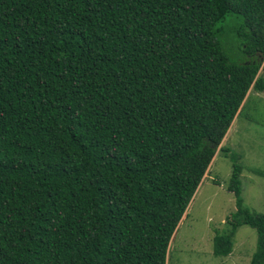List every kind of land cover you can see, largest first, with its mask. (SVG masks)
<instances>
[{"label":"trees","instance_id":"obj_1","mask_svg":"<svg viewBox=\"0 0 264 264\" xmlns=\"http://www.w3.org/2000/svg\"><path fill=\"white\" fill-rule=\"evenodd\" d=\"M253 89L264 0H0V264H169ZM230 157L236 211L213 252L246 224L264 264V213Z\"/></svg>","mask_w":264,"mask_h":264},{"label":"rangeland","instance_id":"obj_2","mask_svg":"<svg viewBox=\"0 0 264 264\" xmlns=\"http://www.w3.org/2000/svg\"><path fill=\"white\" fill-rule=\"evenodd\" d=\"M229 49L237 52V45ZM222 145L229 152L218 147L169 243V264H248L256 248V230L246 224L238 226L228 255L214 254L213 238L227 231L226 219L236 211L234 194L227 188L233 172L231 154L242 166L244 204L264 213V90L249 92Z\"/></svg>","mask_w":264,"mask_h":264},{"label":"clouds","instance_id":"obj_3","mask_svg":"<svg viewBox=\"0 0 264 264\" xmlns=\"http://www.w3.org/2000/svg\"><path fill=\"white\" fill-rule=\"evenodd\" d=\"M249 92H251V90H250ZM215 154H216V153H215ZM214 156H215V155H214ZM214 156H213V157H214ZM212 160H213V158H212ZM212 160H211V162H212ZM210 164H211V163H210ZM209 166H210V165H209ZM208 168H209V167H208ZM207 170H208V169H207Z\"/></svg>","mask_w":264,"mask_h":264},{"label":"crops","instance_id":"obj_4","mask_svg":"<svg viewBox=\"0 0 264 264\" xmlns=\"http://www.w3.org/2000/svg\"><path fill=\"white\" fill-rule=\"evenodd\" d=\"M213 159H214V157H213Z\"/></svg>","mask_w":264,"mask_h":264}]
</instances>
